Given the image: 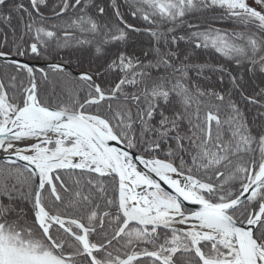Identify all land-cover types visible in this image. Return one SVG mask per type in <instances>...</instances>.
Listing matches in <instances>:
<instances>
[{
    "label": "trees",
    "instance_id": "1",
    "mask_svg": "<svg viewBox=\"0 0 264 264\" xmlns=\"http://www.w3.org/2000/svg\"><path fill=\"white\" fill-rule=\"evenodd\" d=\"M100 1L0 0V52L38 63L63 62L89 73L113 97L83 106L84 112L103 117L134 152L167 160L209 185L204 197L210 202L236 197L264 161V70L254 72L252 82L246 80L264 58L258 43L250 41L247 25L232 17L230 27L222 26L215 5L196 12L200 0L194 10L181 0ZM188 31L196 34L197 46L190 43ZM83 53H89L85 60ZM44 71L35 72L41 105L75 112L97 96L88 80L67 71ZM30 84L28 71L0 61V94L15 110L23 106ZM53 182L56 197L48 186L39 196L47 211L80 222L92 246L115 237L123 220L117 212L115 177L63 169L53 173ZM33 189L29 171L0 161V234L10 233L24 245L29 241L28 247L15 248L32 256L29 247L42 244L69 264H91L79 242L63 230L49 228L53 243L43 235L33 212ZM262 203L264 187L237 215L245 221ZM174 236L177 251L169 254ZM255 236L264 249V211ZM198 248L211 259L230 254L213 241L202 240ZM152 252L171 257V264H200L199 252L185 234L136 225L127 226L94 256L101 264H116L129 255ZM129 264L160 263L143 257Z\"/></svg>",
    "mask_w": 264,
    "mask_h": 264
},
{
    "label": "water",
    "instance_id": "2",
    "mask_svg": "<svg viewBox=\"0 0 264 264\" xmlns=\"http://www.w3.org/2000/svg\"><path fill=\"white\" fill-rule=\"evenodd\" d=\"M0 61L12 64L18 68H24L31 76V85L25 91L27 104L17 110L8 123L0 127V161L20 166L28 170L34 176L35 183L32 194L34 215L44 236L50 243H53V241L49 238L48 232L41 224L44 219L72 235L80 243L92 264H97L92 253L108 244L106 243L96 248H89L83 235L81 236L73 233L63 224L65 221L64 219L48 212L39 203V193L45 183L49 185L51 193L56 197L53 181L48 177L46 181L42 183L41 170L27 159V156L21 150L29 147V145H27L28 142H31L33 146H39L45 142L41 139L42 137L53 133H60L89 139L111 162L115 170L118 185V212L124 218L114 239H116L128 225H137L153 230H179L184 232L185 227H188L195 221L219 220L228 225L234 233L242 264H264L263 259L259 257V250L263 249L259 241L254 237L255 229L264 211V204L257 214L245 224L231 213L232 210L246 202L259 187L264 185V163L256 177L248 185L250 181L249 177L247 185L237 197L223 204L207 203L190 191L184 192L176 188L170 181L161 175L159 168H165L171 171L173 173V178H183L187 180L190 183V187H195V185L198 184L200 186V191H206L201 183L189 176L181 174L167 161L134 153L112 133L111 129L105 124L103 118L82 112V107L76 112H67L41 105L37 98L35 76L32 69L37 63L29 62L22 58H17L1 52ZM39 65L41 66L36 67L40 71L41 67L67 70L80 79H87L94 83L98 98L88 100L85 104L90 102H101L105 98H111L110 95H105L101 92L93 77L88 73H76L70 67L61 63H43ZM25 116H31L32 118L30 117L31 120L27 121ZM210 118L209 116L207 121L208 132ZM130 169L138 170L151 182L155 189L166 193L188 212L173 219H155L135 214L127 207L125 199L126 193L131 185ZM191 180L196 184H192ZM142 257H152V255H141L136 258ZM258 258H260V261ZM124 262L125 261H123V263Z\"/></svg>",
    "mask_w": 264,
    "mask_h": 264
},
{
    "label": "rangeland",
    "instance_id": "3",
    "mask_svg": "<svg viewBox=\"0 0 264 264\" xmlns=\"http://www.w3.org/2000/svg\"><path fill=\"white\" fill-rule=\"evenodd\" d=\"M97 1L98 0H96V2ZM181 1H183V3H187L189 6H191L190 7L191 10L193 8L195 9V6H194L195 4H196V7L199 5V7L196 8V12L207 10L206 6L209 7L210 5H215V7L217 8V9L214 8L215 10H221V13L220 12L218 13L219 16L221 17V19H219V21L217 23H219V24L222 23V26L226 25V26L230 27L231 24L234 22L231 20L232 17H235L236 21L244 22L245 25H244V23H240V24H243V27L247 25L246 29L251 31V33H250L251 37H249L250 41H252V42L254 41V42L258 43V45L260 46V49H261V51H260L261 52V54H260L261 58L262 57L264 58V0H200L197 3H195V0H181ZM68 2H69V0H68ZM206 2H207V4H206ZM67 4H69V3H67ZM172 4H170L169 6L170 7L173 6ZM75 5H76V3H75ZM211 8L212 7L210 6L209 9L211 10ZM192 12H195V11H192ZM213 14H215V12ZM222 14H224V16H222ZM225 14H226V16H225ZM39 16L43 17V18H53L56 15L46 16L45 14L40 13ZM239 22H237V23H239ZM236 26L241 28V26L239 24H236ZM186 34H189V37H191L193 39V43L191 42V40H190V43L194 44L196 34L192 33V32L190 33L189 31ZM194 45L197 46L198 44L195 43ZM71 46H75V45H71ZM195 46H193V48H195ZM1 53H4V52H1ZM6 54L17 57L15 55L10 54V53H6ZM88 55H89V53L88 54L83 53L81 55V57H82V59L85 60V59H87L86 56L88 57ZM17 58H21V57H17ZM24 60H26V59H24ZM26 61H28V60H26ZM29 62H33V61H29ZM33 63H37L36 66L39 67V66H41L39 64H43L44 62L43 63L33 62ZM45 63H48V62H45ZM52 63H61L63 65L69 66L63 62H58V61L52 62ZM36 66H35V70H36ZM69 67L73 71H75L76 73H80V72L86 73L85 71L76 70L71 66H69ZM32 69L34 70V67ZM41 69H42V67H41ZM251 69H252V71L250 70V77H248L246 80L252 82L253 79L255 80V78L252 77V75H254L253 73L255 72L256 75L258 73L261 74L262 70H264V62L262 64H256L255 67H251ZM69 74L74 76L72 73H69ZM74 77H76V76H74ZM263 81H264V79H263ZM63 82L64 83L62 84V81H58L59 84H62V86H64L66 81L63 80ZM71 85L69 86L70 89H71ZM36 89H37V86H36ZM105 95H110V94H108V92H107V93H105ZM0 99L4 100L2 95H0ZM2 104H1V107H3ZM80 107H82V112H84L83 106H80ZM55 109H57V108H55ZM84 113H86V112H84ZM52 138L54 140L65 139L67 141L72 139V137L68 138V136L66 134H60V133H53L50 136H46L44 139H48L49 141H52ZM65 142L66 141H63V143H65ZM73 144L74 145L72 146V148L67 149L66 148L67 146H62V149L60 150V148H59L60 143L58 142V148L50 151V149L48 150L47 147L46 148L41 147V146H37V147L35 146L34 147L31 142H28L27 145H29V147H26L25 149H22L21 151L26 156L27 155L29 156L31 154V156L29 157L30 160L33 161L34 163H36L37 165H39V167L41 169V173L43 175H45L47 173V170L50 169L48 166H46V165L44 166V164H45L44 161H47L50 159H59V158L63 159V163L60 164V166H62V167L72 166L73 162L79 158L85 164H91V165H94L95 167L102 166V167L106 168V162L104 161L102 154L93 150L89 145L84 144L80 140L75 139ZM38 151H41V152L38 153ZM40 163H41V165H40ZM177 171H179V170L177 169ZM169 175H171L173 177V173L171 171H169ZM203 187H205V185H203ZM199 188H200V186L198 184H196L194 188L191 187L189 189H190V192L192 194H194V192H195L201 200L205 201L204 196H202V194L199 192L200 191ZM133 190H134V185L131 184L130 188H129L128 192L126 193V196H125L126 205H128L127 207H129L130 210H133V207H136V206L147 207L150 203H152L156 207H163V206H167V205L170 206L172 208V214H174L175 216L184 215L185 213L188 212L183 207H181L178 204V202L172 200L167 195H165L164 193L160 192L157 189L147 190L143 194V196H134L132 194ZM117 206H118V203H117ZM241 208L242 207H239V209H241ZM232 214H234L236 217H238L243 223H247V221L250 220V218H248L245 221H243L241 219V217L237 215L236 212H232ZM254 215H255V213L253 214V217H254ZM205 228L206 227H205L204 221L198 220V221H195L193 224L189 225L188 227H185L186 230L184 229L183 233L187 234L189 236V239H191L193 241V243H196L200 239H211V241L218 242L219 244L223 245L224 248L230 252L229 256H227L225 258V260L226 261L227 260L232 261L235 264H238V255H237L238 249H237L236 242L234 243L233 241L226 239L224 236H217L213 232H206ZM174 231H176V230H174ZM177 232H182V231L177 230ZM2 234L3 233L0 234V264H69L63 258L53 257L52 252L46 246H44L42 244L39 245L36 243L37 244L36 247L39 246L40 248L29 247L30 249L33 250V252H35V255H33V256H32V253H29V252L24 253V251H19L15 248L16 246L20 247L21 245H23V246L28 247L30 245V242L27 241L28 242V243H26L27 245L26 244L24 245V242L21 241L22 242L21 243L12 234H10V233L7 234L6 232H5V236ZM4 239H6V241ZM176 242H177L176 237L173 238L172 241H170V247L167 249V252L169 254H172V252L177 249L175 246ZM11 246H14V248ZM167 257H169V256H167ZM169 258H171V257H169ZM216 259L217 258L208 259V260L209 261H211V260L215 261ZM167 260H168V258H167Z\"/></svg>",
    "mask_w": 264,
    "mask_h": 264
},
{
    "label": "bare ground",
    "instance_id": "4",
    "mask_svg": "<svg viewBox=\"0 0 264 264\" xmlns=\"http://www.w3.org/2000/svg\"><path fill=\"white\" fill-rule=\"evenodd\" d=\"M30 117L25 116V118H27V121L31 120L32 117L31 118ZM159 172L168 181H170L176 188L184 192L190 191L189 190L190 183L187 180L183 178H173L171 175H169V170L165 168H159ZM130 173L132 176V183L134 185V190L132 191V194L134 196H143V194L147 190L153 189V185L151 184V182L147 178H145L142 174H140L137 170L130 169ZM132 211L140 216L151 217L155 219H173L177 217L174 214H172V208L168 205L163 207H156L152 203H150L147 207H139V206L133 207ZM204 224L206 227L205 228L206 232H213L217 236H224L226 239L235 242L234 233L232 232L231 228H229V226L226 225L225 223H222L219 220H204ZM259 257L264 261V250H259ZM260 258H258L259 261ZM205 264H217V263L206 262Z\"/></svg>",
    "mask_w": 264,
    "mask_h": 264
},
{
    "label": "flooded vegetation",
    "instance_id": "5",
    "mask_svg": "<svg viewBox=\"0 0 264 264\" xmlns=\"http://www.w3.org/2000/svg\"><path fill=\"white\" fill-rule=\"evenodd\" d=\"M239 210V208L237 209V210H235L234 212H236L237 213V211ZM239 216V215H238Z\"/></svg>",
    "mask_w": 264,
    "mask_h": 264
}]
</instances>
